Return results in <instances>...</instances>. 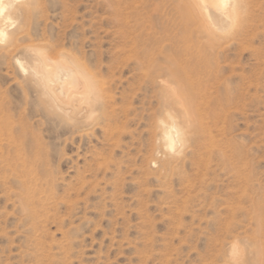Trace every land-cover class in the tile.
Returning a JSON list of instances; mask_svg holds the SVG:
<instances>
[{
	"label": "rangeland",
	"instance_id": "1",
	"mask_svg": "<svg viewBox=\"0 0 264 264\" xmlns=\"http://www.w3.org/2000/svg\"><path fill=\"white\" fill-rule=\"evenodd\" d=\"M26 1L35 43L76 54L110 98L91 127L72 128L0 54V101L44 140L35 164L34 150L24 163L0 151V264H264V0H244L242 28L179 75L174 0ZM177 82L198 117L180 158L160 135Z\"/></svg>",
	"mask_w": 264,
	"mask_h": 264
},
{
	"label": "bare ground",
	"instance_id": "2",
	"mask_svg": "<svg viewBox=\"0 0 264 264\" xmlns=\"http://www.w3.org/2000/svg\"><path fill=\"white\" fill-rule=\"evenodd\" d=\"M20 1L21 0H0V44L2 43L0 46V54L5 56V57L10 58V61L12 59L15 62L16 66L18 68V71L22 76L21 78H23V84H24L23 88L25 90H28V91L29 90L34 91L37 94L40 106L43 108L42 110L44 112L55 115L60 121H62L63 123H66L65 125L70 124V126L72 125L76 129H80L81 128V127H79L80 125H84V128L91 127V124L94 122L93 120L95 119L97 113L100 110L104 109L103 106L105 104H107V103H105L106 99H107V98L105 99V97L108 96V95L105 96L106 95L105 86L107 85L106 82H103L102 80L99 81L98 80L99 78H97L98 76L93 75L91 73V70L88 67V65L86 63L82 62V60H80L76 54H75L76 55L75 56L73 53H71L69 51L68 52L65 50L58 51L59 49H57L55 44L54 45H50V44L47 45V43H45L46 45H44L42 43H40V44L35 43V40L33 39V37L30 36L31 34H29L25 31V27L27 26L26 23L28 22V21H26L27 20L26 18H28V16H26V15L30 9L31 3H30V1L25 0L24 3L18 4V2H20ZM122 2H124V1L122 0ZM167 2H168V0H167ZM243 2H244V0H174V5L177 8L176 12H178V14H180V16H181V20H180V22H178L177 27L179 29L181 42L183 40V42H182L183 46H180L179 48H180L182 56L185 58V60L181 59V61H180V57H179V59L177 58V60L180 61L179 63L175 59H173V61H170L172 64L171 65L172 70H170V72L174 70L175 74L177 73L179 75V73H181V70H183V69L187 70L188 68H190V66L193 64L192 63L193 59L195 60L197 58L195 60V62L196 61L199 62L201 56L203 54H205V53H203L204 45L206 47H209L210 49L211 48L213 49V47L215 46V43L220 42V40L223 37L229 36V35L233 34L234 32H238V30L241 27L242 19H243V15H242V12H243L242 3ZM172 3H173V0H172ZM225 3L227 6H225ZM138 5H140V4H138ZM170 5H168V7ZM110 6H112V3L110 4ZM114 7L115 6H113V8ZM145 7H147V6L145 5ZM119 8H121V7H119ZM155 8H156V6H155ZM243 8H245V7H243ZM34 10H35V8L33 9V11ZM124 12H127V11H124ZM169 12L171 13V11H169ZM11 13L18 16L21 25H19L18 27H16L15 29L10 31V30H8V28L10 27V26H8V24H12ZM146 13H144V14H146ZM32 14H33V12H32ZM139 15H141V14H139ZM165 15H167V13ZM128 16H129V14H128ZM175 17H178V16L175 15ZM165 18H167V17H165ZM170 18H171V15H170ZM118 19H119V17L117 18V20ZM142 19L143 18H141V20ZM167 20H168V18H167ZM117 22H119V21H117ZM144 22H145V20H144ZM13 24H12V26H13ZM142 27H143V25H142ZM172 27H173V25H172ZM127 28L128 27H126V29ZM137 30H133V31L137 32ZM130 31H131V28H130ZM131 33H130V35H131ZM140 33H143V32H140ZM145 33H146V31H145ZM147 34H149V33H147ZM147 34H144V36ZM21 35L26 36L28 38V41H30L27 45H24L23 36H21ZM134 35H135V33H134ZM153 36H154V34L152 35V37ZM145 37H147V36H145ZM193 37L196 38V42H194L195 40L193 41ZM143 38L144 37H142V39ZM142 39L140 38V40H142ZM176 39H178V38H176ZM200 40H206V42L203 43ZM135 41H136V39H135ZM144 41H146V39ZM147 41H148V39H147ZM157 41H159V40H157ZM151 42L152 41H150V43ZM153 43H154V41H153ZM130 44H132V43H130ZM136 44L139 45L137 43V41H136ZM142 44H143V42H142ZM177 47L178 46H176V48ZM181 47H182V49H181ZM206 47H205V49H206ZM151 48H154V47L152 46ZM144 50H145V47H144ZM153 50H155V49H153ZM180 50L178 49L177 51H180ZM52 52H56L55 56L51 55ZM17 54H19V55L21 54L23 56V58H21L22 56L19 57ZM152 54H154V52ZM143 55L144 54H142V56ZM187 56L189 58H187ZM171 57L173 58L174 56L172 55ZM166 59H168L167 61H169V58H166ZM4 60H5V58H4ZM153 60H154V58H153ZM153 60L151 61L148 57L146 62L149 66H154L153 63H156V62H155V60L153 62ZM7 61H8V59H7ZM11 63H12V61H11ZM140 63H141V60H140ZM138 65H140V64H138ZM176 65H178V67H176ZM140 66H138V67H140ZM144 67H146V66H144ZM168 67H169V69H171L170 66H168ZM9 68H10V66H9ZM11 68H13V66ZM154 68H156V67H154ZM180 68H183V69H180ZM141 69H142V67H141ZM150 69H153V68L150 67ZM165 69H167V67ZM13 70H14V68H13ZM164 73H165V71H164ZM184 73L186 74V72H184ZM14 74L15 73L13 72L12 75H14ZM100 74H101V72H100ZM149 74H151V73H149ZM166 74H167V70H166ZM152 75H154V74H152ZM152 75H151V77H152ZM169 75H168V79L170 77ZM173 75L174 74H172V76ZM178 75L176 76L177 77L176 79H178V77H181ZM154 77H156V76H154ZM187 78H186V80H187ZM170 80H172V79L170 78ZM173 81L176 82L177 80L173 79ZM153 82H154V80H153ZM178 82H177V86L176 85H174L175 87L172 86L173 88H171V91H169V89H168V91H169L168 93H170L169 99H168V101L166 100L165 102H168L169 112L179 113L181 122H179L180 120L179 121L176 120V118H175L177 116L176 114H175L176 116L174 117V115L172 113L167 112V114L169 113L167 115L168 121L167 122L163 121L161 123V126H160L161 134L160 135H161L162 141L165 144L166 149L170 153H172L174 157L180 158V156L186 150V146H187L186 144H187V141L190 137L188 135V132L193 130V128H196V126H198V124H196L198 122V119H196V118H198V117H196V112H195L196 109L194 108V105L196 103L194 101V97L188 91H186V89L182 86L184 83L182 85H178ZM166 86H168V85H166ZM169 87H171V86H169ZM180 88L182 89V91L180 90ZM0 93H2V91H0ZM0 95H3V93ZM199 95H201L200 92H199ZM195 97H197V95ZM4 99L3 100L5 102L6 98L4 97ZM4 102L0 101V151H2L3 153H6V157H5L6 159L5 160L7 161V163L8 162L13 163V162H19V161H23L22 163L27 162L28 155H26L27 157H25V155L23 156V153H22L24 149H29L30 151L34 150L33 156L31 157V159L28 158L29 160L33 161V163L38 162L40 160H43L42 159L43 154H41V152H42L43 147H44V146L42 147V143H44L43 142L44 140L42 141L41 135L40 136H36V135L34 136L33 132H32V134H30L29 133L30 127L28 128V126H27L28 123L25 124L24 119L19 120V121L14 120L13 117H11V112H13L11 106L9 104H5ZM197 108H199V107H197ZM115 110H116V108H115ZM30 124H32V123H30ZM74 127H72V128H74ZM31 131H32V129L30 130V132ZM44 155H46V154H44ZM16 165H18V164H16ZM16 165H14V166H16ZM19 166H18V168H19ZM27 167H28V165H27ZM32 169H33V167H32ZM28 174H30V173H28ZM234 254H235V252H234Z\"/></svg>",
	"mask_w": 264,
	"mask_h": 264
},
{
	"label": "snow or ice",
	"instance_id": "3",
	"mask_svg": "<svg viewBox=\"0 0 264 264\" xmlns=\"http://www.w3.org/2000/svg\"><path fill=\"white\" fill-rule=\"evenodd\" d=\"M225 6H227L226 3H225Z\"/></svg>",
	"mask_w": 264,
	"mask_h": 264
}]
</instances>
